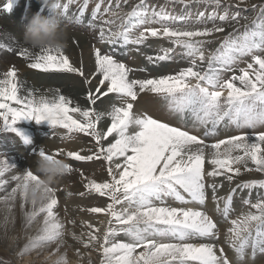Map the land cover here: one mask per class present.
Here are the masks:
<instances>
[{"label": "snow or ice", "instance_id": "snow-or-ice-1", "mask_svg": "<svg viewBox=\"0 0 264 264\" xmlns=\"http://www.w3.org/2000/svg\"><path fill=\"white\" fill-rule=\"evenodd\" d=\"M75 2L68 0L61 4L57 0L52 9L61 10V15L67 17L70 5ZM172 2L185 7L191 3L214 7L210 13H197L196 22L203 26L186 24L174 27L176 21L187 22L189 17L173 16L164 8H150L146 0H140L126 13L119 11L121 4L118 0L116 10L111 3L102 7L105 0H99L91 12L89 26L99 29L101 43L119 44L121 47L146 45L150 37L170 41L182 50L178 53L180 58L188 62L187 67L175 74L130 78L134 70L100 47H95L94 67L86 73L83 67L70 60L65 51L33 54L28 48H23L19 55L31 61L28 67L33 70L45 74H76L89 86L96 80V87L86 90L84 98L88 105L74 103L59 91L51 97L37 96L34 92L19 95L15 68L0 79V132L16 133L25 143H30L15 127L17 122L22 119L37 123L48 121L56 128L66 130V139L77 133L93 138L95 151L88 155L68 151V158L78 162H107L106 171L110 180L97 182L80 173L86 181L84 188L89 193L110 200L106 206L87 209L93 214L104 213L109 217L103 230L88 223L84 225L87 231L70 233L73 241L88 250L87 264H93L91 251L99 254V264H232L225 249L218 247L219 221L207 211L209 202H214V212L230 225L226 230L225 243L235 252L238 264H244L249 248L252 259L257 253L264 254V195L255 203L251 199L243 200L249 210L230 218L237 189H264V179L248 180L230 187L226 196L219 195L224 185L215 180L216 177H224L231 183L242 174V168L249 173H264V131L251 136L239 134L217 139L214 143L206 142V138L217 137L221 126L225 129L264 127V2L259 5V15L253 21L254 29L246 28L237 36L231 33L225 35L219 46L207 55L205 44L214 43L218 34H224L226 25L238 24L240 19L247 20L248 17H242L239 10L230 11L231 0L225 4L222 14L219 11L222 0ZM243 3L244 0H240L235 7L239 9ZM10 6L7 5L8 8ZM88 7L89 0H83L76 17L78 22H84ZM255 8L253 6V10ZM117 20L121 21L120 30L113 31L110 26L115 25ZM124 20L128 22L126 26ZM157 23L162 26H148ZM207 23L212 26H207ZM5 48L13 51L11 46L0 43V49ZM136 51L139 52L140 48L137 47ZM159 51L161 54L155 57L146 56L147 64L175 59V48L160 47ZM245 57H250L252 63L241 68L239 75L233 74L225 79L224 73L233 71ZM205 61L207 71L203 70ZM140 71H147V68ZM140 93L160 97L169 113L185 124L190 116L192 128L196 131L203 129L202 135L193 134L185 127L172 126L148 114L137 115L132 102ZM110 94L114 100L127 96L130 102L120 107L110 101V110L103 111L94 107ZM105 117L110 119L106 131L98 128ZM108 137H114V142L105 147L103 141ZM38 155L49 153L42 148ZM52 155L60 156V153ZM206 162L211 166L210 171L206 170ZM249 163L255 168H250ZM14 167L7 160L0 161V190L8 183L4 179L5 174ZM73 171L68 163L67 173ZM29 177L37 179L30 170L12 177L16 185L0 202L4 206V225L8 223L7 214L17 197L22 201L21 207L31 204V210L24 212L25 227L31 226L41 214L43 220L19 255L40 254L55 247L50 254L58 256V259L53 264H69L66 252L61 253V247L66 245L65 236L69 233L65 222L54 211L58 205L56 191L51 189V197L42 205L30 202L22 185V180L26 181ZM206 177L213 178L212 182L206 183ZM248 195L251 197V191ZM169 199L180 206H173ZM68 224L75 226L76 221L70 220ZM121 234L126 239H119ZM138 249L143 250L138 252ZM75 254L84 259L80 248L75 249Z\"/></svg>", "mask_w": 264, "mask_h": 264}, {"label": "rangeland", "instance_id": "rangeland-1", "mask_svg": "<svg viewBox=\"0 0 264 264\" xmlns=\"http://www.w3.org/2000/svg\"><path fill=\"white\" fill-rule=\"evenodd\" d=\"M4 1V0H0ZM27 2L31 0H26ZM61 4H65L68 0H59ZM99 0H89V7L86 10L87 20L82 24L77 20L74 21L72 16L69 15V18L72 20L71 24L66 25V23L62 22L64 26H66L67 30L73 33H82L88 34L89 40L91 44L96 47H100L105 53H110L114 56L116 60L121 63L126 64L134 71L131 73L134 78H138L139 75L142 74L143 78H153L160 75L159 69L155 74L152 73L153 70L147 68V71H140L141 68H145L146 66H150L146 62V56L152 55L153 57L161 54L160 51L155 53H151L150 44L152 42H160L161 47H173L176 49V52L173 54L175 56L174 60L161 62L163 63V75L166 74H175L176 71L188 66V62L186 60H182L179 56V52L182 51L177 46L172 45L170 41H167L163 38H149L146 45L141 46H128L126 51H121L126 47H121L119 44L112 45L107 43H101L99 41V29H93L89 26V20L91 19V12L95 7V4L98 3ZM121 4V9L124 13L131 11L132 7L136 4L140 3V0H118ZM264 2V0H244V3L241 4L240 8L237 9L235 7L236 4L240 3V0H231L232 6L230 11L235 12L239 10L241 12L242 17H248L247 20L240 19L239 23L233 22L230 25H226V31L224 34H218L215 37L214 43L205 44L206 55L214 51L219 44L223 41L224 36L231 33L233 36H237L240 33L244 32L246 28L254 29L253 21L259 15V5ZM83 3V0H76L75 3L70 5V11L73 16L79 13L80 5ZM111 3L113 5V10L115 9V4L117 0H105V4L102 7H107V5ZM229 0H222V4L220 6V13H223V8L225 4H228ZM146 4L150 8H155L159 10L160 8H164L165 11L169 12L173 16H187L189 20L185 22L184 25L180 21H176L173 25L174 27H183L187 24V26L192 27H201L203 25L197 24V13L200 11L211 12L214 6L205 5L201 3H191L188 4L187 7L180 3H173L172 0H146ZM253 6H256L255 10H253ZM88 11V12H87ZM84 18V19H85ZM105 19H108L107 15H105ZM85 21V20H84ZM99 23V21H97ZM127 20H124V25H127ZM167 23V22H165ZM219 23V21H217ZM121 24L120 20H117L115 25H111L113 31L120 30L119 25ZM149 27H161L162 24L157 23L154 25H148ZM207 26L211 27V23H207ZM140 30H143L142 28ZM139 47L140 51H136V48ZM150 51V52H148ZM127 52H130L127 53ZM123 53V54H122ZM159 53V54H158ZM20 57H17V61ZM20 61V60H19ZM143 61V62H142ZM146 62V64H145ZM248 63H252L250 57H245L243 60L234 67L233 71L224 73V78L228 79L233 74L239 75L241 68H246ZM152 65V64H151ZM140 67V68H139ZM258 67V66H257ZM204 71H207V61L204 62ZM20 71V70H19ZM78 78V77H74ZM72 81V80H70ZM51 78H47L45 83H31L36 86V88L43 89L51 87L53 90H61L62 88H66L65 84L62 85H52ZM195 82V81H193ZM238 83V82H237ZM86 89L88 86L86 85ZM226 94V93H225ZM142 95V94H141ZM115 102V101H114ZM134 109L140 106L143 114L151 115L153 118L161 120L162 122H167L172 126H181L185 127L188 130L192 131L193 134L202 135L203 129L196 131L192 128L191 117L189 116V122L185 124L180 121L176 116H173L169 113L168 109L165 106V102L155 94L149 93L147 95H142L137 97V100L133 102ZM2 124V121H0ZM19 129L25 137L30 140V143H25L24 139L17 135L16 133H4L0 132V161L7 160L10 164H13L15 167L11 168L6 174L4 179H7L8 183L4 186L3 190H0V202L3 201L4 197L11 192V189L15 187L16 181L12 179L15 175H21L26 170L30 169V166L35 162L38 154L36 153L37 145H44L47 148L53 150V153L59 152L60 156L67 160V162L73 167L74 171L72 173H67L61 178L57 184L53 186V189L56 191V196L58 199V205L54 211L57 212L59 218L65 222L66 228L68 229V233L65 236L66 245L61 247V253L67 254L69 259V264L82 263L87 264V260L89 258L88 250L83 249V247L77 242L73 241L70 233L75 231L77 234H80L82 231H87L88 229L84 227V225L91 223L96 227H100L102 230L104 229L107 220L109 217L104 213L93 214L87 211L88 208L92 206H106L107 203L110 202L108 197H100L96 193H89L87 189L84 188V184L86 181L81 177L80 173L82 172L84 176H87L89 179H96L97 173H105L107 172V162L104 160H93V161H84L78 162L74 161L66 156L68 151H80L81 154H91L92 151L96 150L95 142L92 137L87 136L83 133L73 134L70 139L64 138L66 136V130L56 128L50 123L40 122L34 124H16L15 126ZM264 131V127H257L256 129H236L234 127H229L225 129L223 126L218 130V135L216 138H206V142L214 143L217 139H227L232 135L239 134H248L253 135L256 132ZM91 150V151H90ZM49 153V152H48ZM50 154V153H49ZM24 161V162H22ZM22 162V163H21ZM250 168H255V165L249 163ZM206 170L210 171L211 167L206 163ZM242 173L251 174L252 176L234 178V180L229 183L226 181L224 177H216L215 180L217 183H223L224 187L220 189L219 195L226 196L230 192V187H235L237 184L242 183L248 180H260L264 179V173H259L256 171L245 172L242 168ZM211 177H206V183L212 182ZM106 180H110V177ZM251 191L252 195L249 197L248 193ZM83 192L84 195L81 196L80 193ZM71 193V195H69ZM264 195V189H237L236 194L233 198L234 207L233 212L230 214V218H236L242 212L248 211L249 207L242 203L245 199H251L253 203L257 201V199ZM239 200V201H238ZM254 200V201H253ZM172 203L173 206H180L178 203H173L171 199L168 201ZM22 201L19 197H17L16 201L13 202V207L11 212L8 213V223L4 225V217L5 212L3 211V203H0V264H53L55 260L58 259V256H52L50 253L55 251V247L51 250H46L40 254H36L35 252H31L25 254L23 257L19 255V252L23 249L24 245L28 242V238L35 235L37 229L41 226L43 220V214H41L37 219L33 222L31 226L25 227L24 221V212L31 210V204H28L24 207H21ZM214 202H209L206 205L207 211L209 214L213 215L214 219L219 221L220 228V239L217 242L219 247H223L225 249V254L233 260V257L230 256L231 248L225 243V234L227 228L230 226L226 223L218 213L214 212L213 208ZM204 210V209H199ZM254 211V209H253ZM75 220L76 225L72 226L68 224V221ZM119 239H126L121 236ZM220 244V245H219ZM80 248L81 252L84 253V259L81 260L76 254L75 249ZM143 249H138L137 251H142ZM248 250V251H247ZM247 253L249 256V263L244 264H264V254L261 255L259 261H254L252 259V250L251 248L247 249ZM246 256V257H247ZM91 260L93 264H99L100 256L95 251H91L90 253ZM252 261V262H251ZM28 262V263H27Z\"/></svg>", "mask_w": 264, "mask_h": 264}, {"label": "bare ground", "instance_id": "bare-ground-1", "mask_svg": "<svg viewBox=\"0 0 264 264\" xmlns=\"http://www.w3.org/2000/svg\"><path fill=\"white\" fill-rule=\"evenodd\" d=\"M52 2L56 3L57 0H50V3ZM58 2H61V1L58 0ZM8 4L11 5L10 8L7 7ZM36 13H40L43 16H52L54 14L50 8L44 5L43 0H31L29 2H27L26 0L0 1V43L11 46L13 49V51L11 52L8 51L7 48L0 49V79L4 78V74L7 71H10L11 69L15 68L17 71V78H18L19 88H20L19 95H27L30 92H34L35 95L37 96L44 95V96L51 97V96H54L57 93V91H59L60 94H64L68 96L70 99H72L74 103H79L83 106H87L88 102L84 98L86 96L87 89H86V84H84L82 77H79L76 74L41 73L38 70H33L29 68L28 65L31 63V61L26 60L25 58L19 55V52L23 48H26L20 40V38H22L23 33L25 31V25L28 23V20ZM55 14L58 15L61 21L66 23V25L68 26L72 22V20L69 18V15L72 16V19H74V21L77 20L76 19L77 14L73 16L71 11H69V15L67 17H64L61 15V10H55ZM87 14L85 12V17H87ZM84 20H85L84 22H86L87 18H85ZM180 22L182 23V25L185 24V21H180ZM67 31L69 33V40H68V47L65 49V54H67L70 57V60L76 66L83 67L86 73L91 72L94 67L95 47L91 44V41L89 40L90 39L89 35L82 34V33L71 34L72 32H70V30H67ZM160 47H161L160 42H152L150 44L149 50L151 51V53L156 54V52L159 51ZM28 49L31 52H33V54L38 53V51L36 50H32L30 48ZM127 49L128 47H126L125 49H122L121 51L123 52V51H126ZM127 53L130 54V52H127ZM17 57H20L18 61H17ZM146 68L148 69L150 68L151 70H153L152 71L153 74H155V72H157V70L159 69L160 75H163V69H164L163 63L152 64V65L150 64V66L148 65L146 66ZM75 76L78 78H74ZM47 78H51V80L53 81L52 84L50 85L49 83L48 86L57 85V84L63 86L65 84L66 88L64 87L61 90L59 89L53 90V88L51 87L39 89V88H36L34 84L31 85L32 82L36 84L45 83ZM130 78H134L131 73H130ZM138 78H143L142 74L139 75ZM96 84H97L96 80H93L92 85L91 86L87 85V86L88 88L91 87L94 89L96 87ZM141 94L145 96L149 93H140L139 97L142 96ZM110 101L111 102L115 101L111 94L109 95V97H105L101 101H98L97 105H95L94 107H96L97 109L101 111L105 109L110 110ZM140 108L141 107L138 106L136 109H133V111L137 115H142L143 112ZM42 122L50 123L48 121H42ZM25 123L31 125L37 122L35 120H29V119H22L21 121L17 122V124H20V125H24ZM109 126H110V119L107 117H105L101 121V123L98 124V128L103 129L105 131L107 127ZM112 142H114V137H108L106 141H103L105 147L109 143H112ZM42 148H44L46 152H49L50 154L53 153V150H51L50 148L48 149L47 146L41 145V143L40 145L36 146V153L39 154ZM30 169L31 170L35 169V162L30 166ZM106 174L107 172L103 174L97 173L96 175L97 182L105 181ZM248 176H252V175L244 174V173H242L241 175V177H248ZM107 178H108V175H107ZM237 207L238 206H235L234 208H237ZM230 250H231L230 256L233 257V260L231 259L232 264H238V259L236 257L235 252L232 249ZM261 255L262 254L257 253L255 256V259H253V262L259 261L261 258ZM248 258L249 256L245 257L244 263H249ZM76 264H82V263H76Z\"/></svg>", "mask_w": 264, "mask_h": 264}, {"label": "clouds", "instance_id": "clouds-1", "mask_svg": "<svg viewBox=\"0 0 264 264\" xmlns=\"http://www.w3.org/2000/svg\"><path fill=\"white\" fill-rule=\"evenodd\" d=\"M44 5L52 9L55 2L43 0ZM54 13L52 16H43L36 13L25 25L22 44L26 48L36 51H51L61 53L68 47L69 33L63 25L60 17ZM127 96H120L115 100V105L124 107L129 103ZM68 162L61 156L45 155L37 156L35 169H29L37 179L28 178L22 180L23 192L27 199L36 205H42L51 197V189L67 174Z\"/></svg>", "mask_w": 264, "mask_h": 264}]
</instances>
